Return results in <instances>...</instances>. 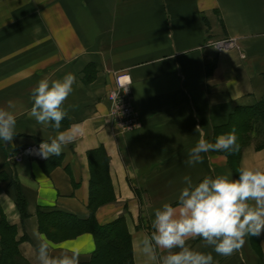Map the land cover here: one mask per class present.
<instances>
[{
	"label": "crops",
	"instance_id": "1",
	"mask_svg": "<svg viewBox=\"0 0 264 264\" xmlns=\"http://www.w3.org/2000/svg\"><path fill=\"white\" fill-rule=\"evenodd\" d=\"M225 39L235 47L215 46ZM67 73L76 82L65 107L74 108L62 130L79 123L83 134L60 156L15 161L22 149L55 135L29 117L32 89L42 78L61 79ZM120 73L130 76L141 126L117 135L107 93ZM262 99L264 0H0V107L12 101L15 107L9 110L17 117L14 140H0V220L16 229L19 264H38L36 234L45 235L39 213L89 217V152L100 147L115 200L96 210V222L123 217L134 264H143L134 243L152 231L154 209L176 201L185 175L195 183L229 172L235 177L242 166L264 168V132L256 131L236 167L221 152L203 154V162L194 166L184 163L199 139L197 124L215 142L236 108ZM13 181L26 200L25 219ZM49 240L80 250V264L95 249L88 232ZM188 243L212 252L218 264H264V232L246 237L243 247L227 257L199 239Z\"/></svg>",
	"mask_w": 264,
	"mask_h": 264
},
{
	"label": "clouds",
	"instance_id": "2",
	"mask_svg": "<svg viewBox=\"0 0 264 264\" xmlns=\"http://www.w3.org/2000/svg\"><path fill=\"white\" fill-rule=\"evenodd\" d=\"M76 76L67 73L61 79L39 80L30 95L32 106L29 117L44 127H51L54 136L42 140L37 154L47 159L60 156L64 147L75 142L82 134L79 123H72L62 130V121L73 105L65 102L73 92ZM7 107H0V140L6 144L16 137L17 117ZM70 118V117H69ZM199 139L189 150L184 163L194 166L202 163L209 152L232 154L239 149L236 130L206 139L200 125L195 127ZM184 186L176 201L164 202L154 209L152 231L140 236L134 243L135 252L143 264H218L212 252L193 248L188 242L201 240L204 247H211L220 256H231L239 251L246 237L260 236L264 232V168L242 166L238 175L204 176L193 182L185 175ZM36 259L38 264H80V250L50 241L45 235L36 234Z\"/></svg>",
	"mask_w": 264,
	"mask_h": 264
},
{
	"label": "trees",
	"instance_id": "3",
	"mask_svg": "<svg viewBox=\"0 0 264 264\" xmlns=\"http://www.w3.org/2000/svg\"><path fill=\"white\" fill-rule=\"evenodd\" d=\"M231 118V119H230ZM264 125V99L253 106L236 108L229 116L228 121L219 127L223 134L236 130L238 151L228 154L223 153L230 166L236 167L242 149L251 139L253 131L259 132ZM108 159L102 147L89 152L90 182H89V217L76 219L73 216L55 212L41 215L39 213V229L49 239L54 241L74 238L88 232L95 242V249L91 259L86 264H134L132 252V236L123 217L100 225L96 222V210L115 200L111 191L108 176ZM15 189V202L22 219L27 217L26 200L19 184L13 181ZM0 264H19L22 256L18 250L16 229L8 225L5 220H0Z\"/></svg>",
	"mask_w": 264,
	"mask_h": 264
},
{
	"label": "built area",
	"instance_id": "4",
	"mask_svg": "<svg viewBox=\"0 0 264 264\" xmlns=\"http://www.w3.org/2000/svg\"><path fill=\"white\" fill-rule=\"evenodd\" d=\"M218 49H227L235 47L231 39H225L215 43ZM114 88L107 93V99L110 102L109 118L114 124L116 134H123L135 130L141 126L140 116L134 106L130 84L129 74L120 73L115 75ZM39 146H27L18 152L13 158L20 161L23 156H33L41 158L37 154Z\"/></svg>",
	"mask_w": 264,
	"mask_h": 264
},
{
	"label": "rangeland",
	"instance_id": "5",
	"mask_svg": "<svg viewBox=\"0 0 264 264\" xmlns=\"http://www.w3.org/2000/svg\"><path fill=\"white\" fill-rule=\"evenodd\" d=\"M131 94H132V92H131ZM259 126H260V124H259ZM259 132H260V133H261V132H264V125H261V126H260V131H259ZM259 132H258V133H259ZM123 134H125V133H123ZM117 135H122V134H117ZM262 135H264V134H262ZM262 137H264V136H262ZM249 142H250V141H249Z\"/></svg>",
	"mask_w": 264,
	"mask_h": 264
}]
</instances>
